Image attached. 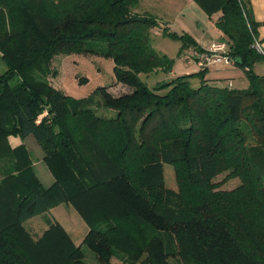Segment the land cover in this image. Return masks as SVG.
I'll list each match as a JSON object with an SVG mask.
<instances>
[{
    "label": "trees",
    "instance_id": "obj_1",
    "mask_svg": "<svg viewBox=\"0 0 264 264\" xmlns=\"http://www.w3.org/2000/svg\"><path fill=\"white\" fill-rule=\"evenodd\" d=\"M192 1L219 14L245 88L213 85L207 68L149 87L141 75L171 73L174 60L153 48L158 18L137 13L139 0H0V264H264V75L253 71L264 55L251 48L245 0ZM162 36L180 43L179 56L202 51L187 33ZM88 42L106 45L101 55L130 89H98L111 118L89 108L92 96L49 81L53 59L96 52ZM12 135L35 139L51 186L10 148ZM64 203L88 227L81 245L49 216ZM40 216L39 233L25 227Z\"/></svg>",
    "mask_w": 264,
    "mask_h": 264
},
{
    "label": "rangeland",
    "instance_id": "obj_2",
    "mask_svg": "<svg viewBox=\"0 0 264 264\" xmlns=\"http://www.w3.org/2000/svg\"><path fill=\"white\" fill-rule=\"evenodd\" d=\"M179 9H184L183 11L185 13L189 12V7L179 0H139V6L136 9V12L141 15L154 16L158 18L159 27L153 29L152 31L151 44L157 52L164 54L174 60L173 69L175 76L180 75L183 69L186 70L188 74H190L199 68L194 63L188 64L186 59L188 53H193L198 50L189 48L185 51H181L179 56L178 53L181 46L180 43L163 37V29H166L168 32H176L177 34L186 33L183 31H187L192 35H196V37H199V35H202V33L207 34V31H213V29L217 31L214 26V18L211 19V17H205V15H202L205 17V20L203 22L199 21V23L196 24L193 23L195 20L193 17L192 19L186 17L185 20L182 17L178 19L176 14L178 13ZM212 36L214 37L213 33ZM221 40L224 41V38L222 37ZM221 40L212 43H220ZM198 47L200 50H203L199 45ZM87 48L96 52L56 56L52 61V68L58 72V75L55 78H50L49 81L52 86H54L56 89L62 90L67 96L73 99L78 100L92 96V102L89 105V108L93 109L99 116L108 118L114 117L116 112L105 107L103 98L98 89L105 87L107 88L108 93L115 97L130 92V89L127 86L116 82L113 72L114 64L112 60L102 56L100 53L106 49V45L104 43L88 42ZM220 66L221 68H229L227 65ZM5 71L6 67L0 59V75H2ZM198 71L199 70L196 72ZM253 71L258 75H264V62L260 61L255 63L253 65ZM171 77L172 76H170V73L165 74L161 71L147 75H141V79L149 87H153L157 82L160 81H169ZM208 77L209 76L206 75L205 78ZM213 83L214 82H212V84ZM192 84L193 86L198 85L199 80H192ZM213 85L216 84L214 83ZM217 86L242 88L238 80L233 83V85L230 82L225 83V81H222L218 83ZM44 166L47 168L46 173L51 179H53L54 177L47 165L45 164ZM164 177L166 188L176 191L177 185L175 181L174 169L169 164L164 165ZM41 179L43 184L48 186V183L42 176ZM218 179L221 180L222 178L219 177ZM236 185L237 181L231 180L228 181L223 186V188L232 189ZM49 216L56 217L61 223H63V225H65L67 230H70V227H75L76 222H80L81 224L85 223L74 207L69 203L59 205L51 214L49 213ZM44 218L45 217L43 216L36 217L31 222L26 223L25 227L27 229L30 227L34 233H39V229L45 228ZM77 230L80 231L78 228ZM115 262L116 264H120L116 260Z\"/></svg>",
    "mask_w": 264,
    "mask_h": 264
},
{
    "label": "crops",
    "instance_id": "obj_3",
    "mask_svg": "<svg viewBox=\"0 0 264 264\" xmlns=\"http://www.w3.org/2000/svg\"><path fill=\"white\" fill-rule=\"evenodd\" d=\"M179 1H181L183 4L189 7L188 9L189 12L185 13L183 11L184 9L183 10L179 9L178 13L176 14L178 19L182 17L185 20L186 17H188L189 19H192L193 17V19H195L193 23L197 24L199 23V21L203 22L205 20V17H207V15L192 0H179ZM245 1L248 3L251 12V17L255 24V38L261 45L263 50L262 55H264V0H245ZM202 15H205V17ZM218 16L219 14H215L211 17V19L214 18L213 21L215 22ZM183 32L188 33L187 31H183ZM212 33L214 34V37L212 36ZM188 34L195 39L197 44L203 50L209 48L212 42H216L218 40L220 41L222 39L221 34L215 29H213V31H209V32L207 31V34L202 33V35H199V37H196V35H192L190 33ZM221 42L224 41L221 40ZM228 67L229 68H221L220 65L208 67L207 75L209 77L206 79H208L210 83L214 82L216 85L222 81L223 82L225 81V83L230 82L233 85V83H235L238 80V82L241 84L242 87L238 89L245 88L247 86V80L244 77L243 71H241L235 66H228ZM197 70H199V68ZM184 74H188V73L186 70L183 69L180 75H184ZM170 76L172 77L175 76L174 69H172ZM7 142L11 149L22 150L20 154L21 162L23 164H28L32 166L35 175L38 177V179L40 180L41 184L44 187H49L54 183V178L51 179L50 176L46 173L47 168L46 166H44L45 163L43 162V152L32 136L22 138L20 136L12 135L7 138ZM41 176L48 183V186H45L43 184ZM55 208L51 209L49 213L51 214ZM52 218L65 229L67 234L70 236V238L76 245L82 244V241L88 232V227L87 225H85V223L81 224L80 222H76L75 227H70V230H67L65 225H63V223H61L56 217H52ZM77 228L80 231H78Z\"/></svg>",
    "mask_w": 264,
    "mask_h": 264
},
{
    "label": "built area",
    "instance_id": "obj_4",
    "mask_svg": "<svg viewBox=\"0 0 264 264\" xmlns=\"http://www.w3.org/2000/svg\"><path fill=\"white\" fill-rule=\"evenodd\" d=\"M251 48L263 54V50L256 39L251 45ZM186 59L188 64L194 63L199 68L211 67L213 65L234 66V60L228 54V47L224 42L212 43L207 49L188 53Z\"/></svg>",
    "mask_w": 264,
    "mask_h": 264
},
{
    "label": "water",
    "instance_id": "obj_5",
    "mask_svg": "<svg viewBox=\"0 0 264 264\" xmlns=\"http://www.w3.org/2000/svg\"><path fill=\"white\" fill-rule=\"evenodd\" d=\"M236 61H237V62H240L241 60H240V58H237Z\"/></svg>",
    "mask_w": 264,
    "mask_h": 264
}]
</instances>
